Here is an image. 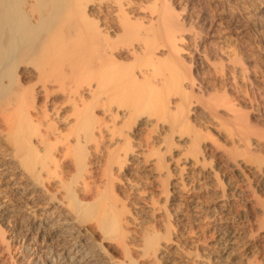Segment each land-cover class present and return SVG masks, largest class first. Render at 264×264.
Returning <instances> with one entry per match:
<instances>
[{
    "label": "bare ground",
    "instance_id": "6f19581e",
    "mask_svg": "<svg viewBox=\"0 0 264 264\" xmlns=\"http://www.w3.org/2000/svg\"><path fill=\"white\" fill-rule=\"evenodd\" d=\"M142 7L0 0V264H264L260 107L243 112L173 71L190 28ZM242 10L253 26L264 0ZM230 65L225 79L244 80ZM188 89L213 99L199 112ZM140 161L160 198L125 177Z\"/></svg>",
    "mask_w": 264,
    "mask_h": 264
},
{
    "label": "rangeland",
    "instance_id": "374dc122",
    "mask_svg": "<svg viewBox=\"0 0 264 264\" xmlns=\"http://www.w3.org/2000/svg\"><path fill=\"white\" fill-rule=\"evenodd\" d=\"M136 3V6H141V3L143 5L142 10L145 12L141 11L142 16L147 15L150 11L152 12V10L155 11L160 10L164 8H167L172 10L174 12V14H179L178 16L180 18H182V16L185 18L186 22L185 25L186 29L189 27L190 29L187 31V33L184 36V41L183 43H181L179 45V47L182 49V55L181 58L183 57L182 60V64H178V66L176 67V62L175 64L173 63V60L170 61L173 63L170 65L171 62H168L169 60L167 59H163V63L166 64L168 62L167 65L164 66L163 63L160 62L159 66L164 70V68L167 70V66H171L169 69H172L175 67V69H173V71H177L179 73V71L182 72H186L190 70L191 73L193 72V75L196 76L197 78H199V80L201 81H205L204 84L208 86V84L210 86L209 87V93L210 90L213 89V91H211L212 93L210 95H214L221 98V96H223L222 98L228 99L230 100L231 104L235 102L234 106H238L236 108H238L239 110L241 109L244 110L243 112H247L249 111V114H254L255 110L260 107L261 110H263L261 112V110L258 108L256 110V113L254 114L256 116L255 120V124L256 127L259 124V126L257 127L258 129H260V124L261 126L264 124L262 120L263 119V115H264V15L260 16L259 19L257 20V24L255 23L253 26H250L249 23L246 22V19L244 18V12L242 13V9L247 8L248 4L252 2H250V0H166L165 2L167 3L166 5H164L165 3L164 0H132ZM162 1V2H161ZM228 1V2H227ZM156 2V3H155ZM241 2V3H240ZM240 5H239V4ZM138 4V5H137ZM150 4V5H149ZM163 4V5H160ZM152 5V6H151ZM157 5V6H155ZM168 5V7H167ZM150 7L151 9L149 10ZM162 6V7H161ZM146 7V9H145ZM160 7V9H159ZM171 7V8H170ZM205 7V8H204ZM243 7V8H242ZM145 10H144V9ZM154 8V9H153ZM194 8V9H193ZM242 8V9H241ZM234 11H232V10ZM178 10V11H177ZM241 10V11H240ZM181 11V12H180ZM205 12V13H204ZM140 13V12H139ZM185 13V14H184ZM241 13V14H239ZM144 14V15H143ZM150 14V13H149ZM181 14V15H180ZM211 15V16H210ZM210 16V17H209ZM244 16V17H243ZM209 17V18H208ZM235 21V22H234ZM192 22V23H191ZM204 22V23H203ZM189 23V24H188ZM239 23V24H238ZM241 23V24H240ZM214 24V25H213ZM248 24V25H246ZM207 25V26H206ZM192 26V27H191ZM245 26V27H244ZM255 26V27H254ZM195 28V29H194ZM245 28V29H244ZM200 29V31H199ZM204 29V30H203ZM192 30V31H191ZM196 30L198 33H196ZM211 30V31H210ZM191 31V32H190ZM208 31V32H207ZM203 32V33H202ZM207 32V33H206ZM195 33L197 34V36L195 35ZM246 33V34H245ZM188 34V35H187ZM194 36V37H193ZM199 36V38H198ZM196 37V38H195ZM195 38V41H194ZM223 38V39H222ZM193 39V40H192ZM190 42H189V41ZM227 40V41H226ZM186 41V42H185ZM199 42V43H198ZM190 43V44H189ZM213 43V44H212ZM223 44V45H222ZM212 46V47H211ZM225 46V47H224ZM198 50H197V48ZM216 47V48H215ZM227 47V48H226ZM223 48V49H222ZM229 48V49H228ZM189 49V50H186ZM198 51H196V50ZM215 49V50H214ZM221 49V50H220ZM188 51V52H187ZM202 52V54L200 53L201 57L203 56L204 60L202 61V64H199V67H196V65L198 66V63L196 61V57L194 56V54ZM219 51V52H218ZM224 51V52H223ZM227 51V52H226ZM235 51V52H234ZM195 52V53H193ZM217 52V53H216ZM223 52V53H222ZM233 52V53H231ZM206 53V54H205ZM219 53V54H218ZM190 54V56H189ZM208 54V55H207ZM237 54V55H235ZM200 55H196L197 57H200ZM228 55V56H227ZM231 55V56H229ZM240 57H239V56ZM195 57V59H194ZM208 59H207V58ZM230 57V58H229ZM235 57V58H234ZM220 58V60H219ZM237 58V59H236ZM242 58V59H241ZM193 59V60H192ZM218 59V61H217ZM225 59V60H224ZM231 59H233V61H231ZM195 60V61H194ZM208 60V61H207ZM224 60V61H223ZM235 60V61H234ZM192 61V62H191ZM213 61H217L216 63ZM231 61V62H230ZM143 62V61H141ZM141 62H139V65L142 66V64H140ZM194 62V63H193ZM197 64H196V63ZM210 62V63H209ZM235 64L236 62V66L237 64L239 65L238 67H242V69L244 70L243 74H244V80H240L241 76H238L235 74V80L233 83L229 82V79H225L228 74V76L231 74L230 72L234 70L235 73V69L231 68V65L229 64ZM233 62V63H232ZM243 62V63H242ZM184 63V64H183ZM221 63V64H220ZM224 65H223V64ZM136 64V63H135ZM163 64V65H162ZM193 64V65H192ZM196 64V65H195ZM204 64V65H203ZM213 64V65H212ZM244 64V65H243ZM138 65V64H136ZM175 65V66H174ZM180 65V66H179ZM185 67L183 68L182 67ZM185 65V66H184ZM222 65V67H221ZM231 71H228L229 69L226 68L227 66ZM243 65V66H242ZM158 66V65H157ZM174 66V67H173ZM187 66V67H186ZM192 66V67H191ZM201 66V67H200ZM210 66V67H209ZM213 66V67H212ZM232 66V67H233ZM137 67V66H135ZM190 67V68H189ZM217 67V69H216ZM179 68V69H178ZM187 68V69H186ZM221 68L224 70H221ZM215 69V70H214ZM228 69V70H227ZM161 70V69H160ZM185 70V71H183ZM209 70V71H208ZM219 70V71H217ZM172 71V70H171ZM200 71V72H199ZM206 71V72H205ZM214 71V72H213ZM217 71V73H215ZM222 71V72H220ZM224 71V72H223ZM209 72V73H208ZM179 73V75H183V73L181 74ZM200 73V74H199ZM211 73V74H210ZM220 73V75H219ZM223 73V74H222ZM196 74V75H195ZM206 74V75H205ZM226 74V75H225ZM178 75V74H177ZM178 75V76H179ZM199 75V76H198ZM224 76V80H223V76ZM218 76V77H217ZM238 76V77H237ZM246 76V77H245ZM249 77V78H248ZM180 78V77H179ZM217 78V79H216ZM222 78V79H221ZM228 78V77H227ZM205 79V80H204ZM212 79V80H211ZM219 79V80H218ZM221 80V81H220ZM238 80V81H237ZM250 80V81H249ZM210 81V82H209ZM237 81V82H235ZM208 82V83H207ZM221 85H219V84ZM228 83V84H227ZM231 83V84H230ZM235 83V86H234ZM239 83V86H238ZM212 84V85H211ZM247 85V86H246ZM84 86V85H83ZM213 86V87H212ZM78 87V86H77ZM211 87V88H210ZM236 87V88H235ZM244 87V88H243ZM76 88V87H75ZM81 88V87H80ZM216 88V89H215ZM225 88V89H224ZM235 88V89H234ZM239 90H238V89ZM241 88V89H240ZM77 89V88H76ZM184 93L186 92V90H183L185 88H180ZM180 89H178L177 91H181ZM227 89V90H226ZM247 89V90H245ZM263 89V90H262ZM74 90V89H73ZM216 90V91H215ZM221 90V91H220ZM188 96L195 99L196 97L199 99V96L201 94H198V92L196 90H193L191 92L190 89L187 90ZM224 92H226V94H224ZM247 92V93H246ZM252 92V93H251ZM182 93V92H181ZM196 93V94H194ZM207 93V94H209ZM244 93V94H243ZM223 94V95H222ZM193 95V96H192ZM196 95V96H195ZM206 95V94H205ZM201 95L200 97V102L202 101V99L204 101H207V98L210 100L212 97H207L208 95ZM219 95V96H218ZM221 95V96H220ZM230 97L226 98L225 96ZM235 95V96H234ZM237 95V96H236ZM205 96V97H204ZM247 96V97H246ZM188 97V99H189ZM238 97V98H237ZM254 97V98H253ZM190 98V99H191ZM206 98V99H204ZM216 98V97H215ZM232 98V99H231ZM192 99V100H193ZM213 99V98H212ZM219 99V98H218ZM197 100V99H195ZM232 100V101H231ZM247 100V101H246ZM204 101H202V103H204ZM257 101V103H256ZM251 102V103H250ZM198 111H201V108L204 107L202 104V106H198ZM255 105V107H254ZM261 105V106H260ZM258 106V107H257ZM201 107V108H200ZM253 107V108H252ZM226 110V109H225ZM253 110V112H252ZM260 112H259V111ZM100 108L99 110H96V115L97 118L100 119L101 117V113L100 112ZM251 111V113H250ZM223 112V111H222ZM246 112V113H247ZM258 112V113H257ZM203 113V111H202ZM202 113L200 115H202ZM263 113V114H262ZM101 114V115H100ZM260 114H262L260 116ZM100 117H99V116ZM258 115V116H257ZM204 117V114L202 115ZM103 117V116H102ZM101 117V118H102ZM262 118V119H261ZM206 119L209 121V117H207L206 115ZM260 119V120H259ZM262 121V122H259ZM211 122V121H210ZM208 124V123H207ZM211 123H209L208 126L212 127V125H210ZM263 128L260 130V132H262V134H264V126H262ZM144 128L143 130H141L142 132H138L137 135H135L132 139L131 142L134 144L133 141H135V138L138 139H142L143 137H145L147 135V133H150L151 129L148 131L149 128ZM215 129V128H214ZM147 131V133H146ZM144 134L145 136H142L141 134ZM150 134H148L146 137H148ZM139 136V137H138ZM145 137V138H146ZM144 139V138H143ZM133 140V141H132ZM94 145V144H93ZM150 149V148H148ZM102 158V157H101ZM100 157H96V165L97 167L100 165V168L102 167V164H104V157L101 160ZM100 159V160H99ZM95 160V159H94ZM103 162V163H102ZM99 165H98V164ZM138 163V164H137ZM135 164L139 165V166H135L133 164V166H130V171L128 173H131V177H129L130 174H127V176H125L126 178L135 180V179H139L135 180L138 182H141L142 185H144V187L146 188L145 191L147 190V192H145L147 194V196L149 197L150 194V198L153 194L154 199H158L160 198L156 193V191L154 189H152L151 184L149 183L150 180H152V176L154 174H152L151 171H149L152 167L149 165L150 169H148V165L145 164V162L141 161L140 162H136ZM147 165V166H146ZM144 166V167H143ZM134 167V168H132ZM140 167V168H139ZM99 168V167H98ZM136 169V170H135ZM141 171H140V170ZM134 171V172H133ZM150 172V173H149ZM150 174V175H149ZM137 175V176H136ZM147 175V176H146ZM149 175V176H148ZM124 178V176H120V178ZM144 177V178H143ZM149 177V178H148ZM134 178V179H133ZM146 182L149 183V185L145 184V180ZM150 179V180H148ZM140 180V181H139ZM144 180V181H143ZM148 180V181H147ZM148 187H146V186ZM150 193H149V192ZM152 196V198H153ZM156 197V198H155ZM158 197V198H157ZM177 208V207H176ZM180 208V207H179ZM191 240V239H190ZM189 243V242H188Z\"/></svg>",
    "mask_w": 264,
    "mask_h": 264
}]
</instances>
